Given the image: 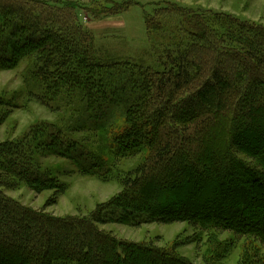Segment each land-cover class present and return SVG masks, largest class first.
I'll use <instances>...</instances> for the list:
<instances>
[{"label":"trees","instance_id":"obj_1","mask_svg":"<svg viewBox=\"0 0 264 264\" xmlns=\"http://www.w3.org/2000/svg\"><path fill=\"white\" fill-rule=\"evenodd\" d=\"M62 7L68 11L83 8L75 3ZM170 8L180 15L178 22L188 40H177L175 46L168 44L174 51L166 52L164 70L154 72L128 60L106 64L96 59L91 36L74 25L72 14L62 22V17L51 13L50 4L41 0H0V26L2 22L9 23L12 15L20 24L17 30L0 27V68L10 69L22 58L37 56L33 73L47 88L44 100L55 97V93L59 95L62 89V103H74L81 119L86 107L87 120L110 103L126 121V128L113 138L115 155L135 156L146 147L151 149L141 177L124 181L120 199L113 204L121 208L125 224L140 225L136 216L145 217L144 223L187 222L205 229L230 230L264 244V211L261 216L251 214L257 205L264 206V138L258 140L260 147L249 150L241 136L264 126V27L228 16H214L212 21L197 15L187 19L186 10L174 5ZM13 9L19 11L15 13ZM2 12L8 14V19L2 17ZM145 19L147 31L151 32L153 24ZM33 28L40 30V36L31 31ZM54 32L60 37H53ZM61 47L62 53L54 51ZM113 94L119 97L115 99ZM109 112L98 114V119L99 115L111 117ZM257 114L259 120L255 119ZM85 122L82 125L86 126ZM218 128L225 131L219 143L228 165L221 172L231 171L234 176H242L243 183H254L255 195L234 200L233 206L212 218L201 212L163 210L159 203L163 196L151 200V206L132 197L144 179L155 178L163 171L175 174L172 164L177 163L176 158L193 165L186 170L187 177L193 176L205 140ZM44 129L40 128L38 138L36 131L32 133L36 138L32 142H0V189H11L8 181L13 179L14 185L25 184L36 193L52 190L44 206L47 208L56 204L65 187L41 171L34 155L41 148L61 157L67 154L60 149L62 144L68 150L70 145L62 142L59 134ZM189 156L195 161H189ZM86 165L79 164L82 174L101 175L97 163ZM204 166L207 176L197 186L200 190L210 186L214 193L219 185V166L211 162ZM183 180L184 175L179 183ZM234 208L244 221L233 218ZM90 218H56L44 210L26 208L0 192V264H190L172 252L117 241L98 231L96 225L104 224L105 212ZM256 264H264V260Z\"/></svg>","mask_w":264,"mask_h":264},{"label":"rangeland","instance_id":"obj_2","mask_svg":"<svg viewBox=\"0 0 264 264\" xmlns=\"http://www.w3.org/2000/svg\"><path fill=\"white\" fill-rule=\"evenodd\" d=\"M41 1L50 4V8H53L51 13L62 17V22H65L66 18L72 14L74 17L72 22L74 20L76 23L74 25L82 27L83 31L91 36L96 59L106 64L128 60L132 64L148 67L154 72L164 70L162 63L166 61V52L169 51L171 54L174 51L171 45L175 46L177 40L182 39L181 42L188 40L178 22L180 15L170 8L172 5L186 10L187 19L197 15V17L201 16L212 21L214 16H228L241 22L264 27V0ZM72 3L81 5L83 8L68 11L62 7V4L67 6ZM164 9L169 10L163 11ZM13 11L16 13L19 10L13 9ZM2 13V17L8 19V14ZM47 13L46 10L44 15ZM145 17L153 24L154 28L151 26V32H148ZM16 18L12 15L9 23L2 22L1 29L17 30L16 27L20 24L15 20ZM34 29L31 31L37 37L40 36V30L34 31ZM214 30L217 29L214 28ZM31 31L27 30V33ZM52 34L53 37H60V34L57 35L56 32ZM46 39L48 40V37ZM51 40L48 42L51 43ZM62 49L61 47L54 51L62 53ZM37 60V56L30 55L22 58L10 69L0 68V142L18 140L32 142L34 138L32 133L36 131L35 137L38 138L42 132L41 127H44L47 132L59 134L62 142L64 140L65 144L70 145L69 150L64 144L60 148L67 154L59 157L50 153L48 149L39 148L34 159L41 171H45L55 183L65 187V192L58 198L55 205L47 208L44 206L52 197V190L36 193L25 184L14 185L15 182L10 179L8 183L12 188L9 190L2 188L0 192L26 208L34 211L44 210V213L56 218L88 220L91 219V215L98 217L100 213L105 212L104 224L96 225L98 231L110 235L117 241L140 246L149 245L164 252H172L174 257L176 256L182 262L256 264L259 259L264 260L263 243L253 237L236 234L230 230L205 229L187 222L144 223L145 217L143 216H136L138 218L136 223L140 222L138 226L125 224L121 208H116L113 204L120 199L119 196L124 190L122 189L124 181L129 179L132 181L141 177L144 164L147 165L146 162L151 158V149L144 146L146 148L135 156L115 155L112 145L113 138L126 128V121L116 110L117 108L112 107L110 103H106L104 107L93 112L96 116L87 120L86 107H84L81 119L80 114L74 108V103H62V98H60L62 89L59 95L55 93L53 94L55 97L44 100L47 88L33 73ZM80 80L81 77L78 82ZM112 96L115 99L119 97L117 94ZM108 111L111 117L99 115L100 119H98V114L108 113ZM255 119L259 120L258 114ZM84 122L88 127L82 125ZM256 128L253 133L247 131L241 134L249 150L260 147L258 140L264 138V126L261 124ZM224 132L223 129L218 128L209 140H205L200 160L196 161L197 172L193 176H186L187 168L193 165L180 163L179 158H176L177 163L172 164L175 174H166L163 171L155 178L144 179L132 197L151 206L149 205L151 200L152 202L160 200L163 196L164 200L159 201L163 210L201 212L207 213L212 218L214 214H220L223 209L233 206L234 200L243 199L247 194L255 195V190L252 189H255L254 183L249 182L247 185L243 183L242 176H234L231 171L227 174L221 172L223 169H228L224 149L220 148L219 143ZM261 148L264 151V146ZM239 157L242 158V156ZM188 160L195 161L190 156ZM208 162L219 166L217 175L219 185L215 187L214 193L210 192V186L203 190L197 186L207 176L204 165ZM78 163L80 166L97 163L100 169L98 172L101 175L82 174ZM183 175L185 180L180 184L179 180ZM232 180L235 182L233 183ZM169 185L172 186L166 190ZM256 192L259 195V191ZM106 208L115 209L105 210ZM251 210H253L251 214L253 212L261 216L264 206L257 205ZM232 211L235 220L244 221L235 208ZM120 220H122L121 223H119ZM62 240H64L63 237ZM175 245L178 246L176 249Z\"/></svg>","mask_w":264,"mask_h":264}]
</instances>
